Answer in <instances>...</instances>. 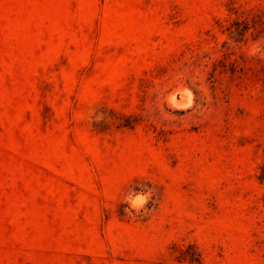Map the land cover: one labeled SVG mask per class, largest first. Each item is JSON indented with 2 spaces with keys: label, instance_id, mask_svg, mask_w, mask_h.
<instances>
[{
  "label": "rangeland",
  "instance_id": "374dc122",
  "mask_svg": "<svg viewBox=\"0 0 264 264\" xmlns=\"http://www.w3.org/2000/svg\"><path fill=\"white\" fill-rule=\"evenodd\" d=\"M0 264H264V0H0Z\"/></svg>",
  "mask_w": 264,
  "mask_h": 264
}]
</instances>
